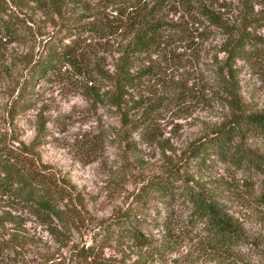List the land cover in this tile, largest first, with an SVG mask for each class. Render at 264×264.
Wrapping results in <instances>:
<instances>
[{"label": "trees", "instance_id": "16d2710c", "mask_svg": "<svg viewBox=\"0 0 264 264\" xmlns=\"http://www.w3.org/2000/svg\"><path fill=\"white\" fill-rule=\"evenodd\" d=\"M34 1L27 6V0H0V55L5 44L34 37L29 14L10 3L43 9L49 21H54V15L58 19L57 27L42 36L34 52L18 55L16 64L23 63L24 72L10 102L12 115L29 105L34 80L66 72L93 107L106 106L116 112L124 129L116 127L115 133L130 151L135 149V142L128 138L131 132L160 144L157 120L161 112L200 95L192 83L187 84L184 73L179 81L164 80L166 61L184 68L178 46L198 48L214 31L220 36L215 45L224 53L223 58L212 56V81L204 92L226 107L222 119L189 141L184 154L175 160L167 157L159 171L148 174L132 191L130 203L100 221L91 240L76 247V254L87 264H124L123 259L105 256L103 248L110 242L130 241L146 248L130 264H165L164 254L174 245L181 249L166 257L167 264H264V155L248 143L264 140V106L246 108L233 67L236 59L252 67L264 64V35L256 32L264 27V0H106L109 10L102 8L106 2L98 0L84 21L74 20L72 12L63 8L78 0ZM85 38L89 42L82 49L79 43ZM98 46L100 54L88 52L87 48ZM154 79L166 83L169 94L155 95ZM37 141L35 136L27 144L0 143V196L46 221L54 238L63 241L64 232L77 226L78 204L69 182L56 176L34 152ZM221 161L237 174L234 182L187 184L192 179L187 172ZM225 190L246 211L254 229L247 230L244 218L225 202ZM151 198L160 208L154 215L159 211L163 218L150 217L161 230L154 239L141 230L145 220L141 210L151 205ZM12 217L2 210L0 224Z\"/></svg>", "mask_w": 264, "mask_h": 264}, {"label": "rangeland", "instance_id": "374dc122", "mask_svg": "<svg viewBox=\"0 0 264 264\" xmlns=\"http://www.w3.org/2000/svg\"><path fill=\"white\" fill-rule=\"evenodd\" d=\"M97 1L78 0L66 3L63 8L72 12L74 20L84 21L90 18L88 14L94 12ZM27 2V6L35 3L34 0ZM42 2L46 4V1ZM10 4L29 14L31 21L28 23L34 37L25 42L5 44L0 55V143L17 144L22 141L27 144L37 136L38 141L32 147L34 152L38 153L42 162L51 167L56 176L69 182L83 221L79 218L77 226L71 225L69 231L64 232V240L59 241L49 232L46 221L28 213L26 207H20L0 196V212L8 210L13 216V219H4L0 224V264H87V260L77 255L75 250L83 242L91 240L96 225L113 209L129 204L132 191L136 190L148 174L159 171L167 157L177 159L184 154L182 149L189 141L206 133L208 126L222 119L226 107L204 96V92H208L206 87L212 81V56L215 54L216 58H223L224 55L215 45L220 36L211 31L198 44V48L178 46L177 49L182 50L184 56V68H176L166 61L168 67L163 72L164 80L171 82V78L172 81H179L180 73H184L188 77L187 84L192 83L194 90L200 95L179 101L161 112L157 120L160 144L131 132L128 138L135 142V149L130 151L125 140L115 133L116 127L124 129V126H119L116 112L106 106L93 107L81 95L66 72L59 76L49 75L34 80L29 105L22 110L16 109L12 115L10 102L16 93L19 74L24 72L23 63L16 64L18 55L28 50L34 52L38 41L57 27L58 19L54 15V21H49L43 9H29L27 6L19 8L13 3ZM102 8L109 10L110 3L106 2ZM73 19L68 20L71 22ZM256 32L264 35V27L257 28ZM87 40L85 38L79 43L82 49L89 42ZM87 49L88 52L97 54L102 52L100 46ZM106 62H109V57H106ZM233 67L236 70L239 95L246 108H262L264 64L252 67L248 62L236 59ZM151 83L155 95L169 94L170 88L168 89L166 83L155 79ZM248 143L264 155V140H248ZM187 173L192 174V179L186 181L190 185H194L195 180L206 184L212 181L234 182L237 175L228 170L222 161L215 162L212 167L206 166L199 170L195 168ZM178 174L183 176L181 168ZM223 196L231 209L237 210L235 214L244 218L245 228L254 229L246 211L237 205L227 190L223 192ZM155 200L151 198V205L141 210L140 214L145 218L141 230L152 239L161 234V230L156 223L150 221V217L163 219L161 212L158 211L156 216L153 213L160 210ZM174 247L164 254L165 264L168 262L166 257L175 255L181 249L180 245ZM145 249L135 247L130 241L118 244L110 242L103 248V254L117 261L123 259L124 264H130Z\"/></svg>", "mask_w": 264, "mask_h": 264}]
</instances>
